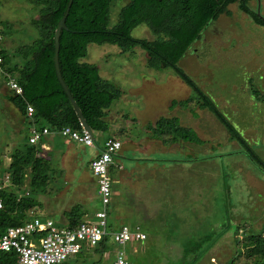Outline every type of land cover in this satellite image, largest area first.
<instances>
[{"label": "rangeland", "instance_id": "rangeland-1", "mask_svg": "<svg viewBox=\"0 0 264 264\" xmlns=\"http://www.w3.org/2000/svg\"><path fill=\"white\" fill-rule=\"evenodd\" d=\"M228 10L227 15L223 13L208 24L178 66L244 142L231 139L223 123L202 108L195 86L180 79L170 67L158 62L151 65L140 47L120 51L112 44L91 43L82 59L95 64L99 75L119 91L107 108L109 129L94 132L96 138L111 136L122 125L118 152L134 159L152 158L135 161L142 167L135 169L134 161H123V170L134 176L131 180L125 176L124 182L137 180V184L122 189L118 181L121 196L113 197L107 210L109 223L131 226L139 221L148 231L145 250L138 251L134 259L139 264H222L238 253L237 261L242 264L248 261L241 246L243 235L256 233L255 226L264 225V172L243 153L249 147L264 162V26L252 23L234 5ZM259 13L264 15L263 3ZM36 16L31 0H0V26L5 31L4 21L10 23L0 49L10 52L31 40L35 32L30 20ZM130 35L153 37L145 24L134 27ZM5 80L0 71V83ZM161 117H169L173 125L181 127L177 140L152 124ZM188 137L194 139L188 141ZM10 138L12 133L0 113V153L12 146ZM23 142L24 134L18 135L17 143ZM77 146L73 145L74 149L82 151ZM61 174L58 171L53 180L49 178L48 193L32 192L34 197L40 196L43 209L36 215L55 223L59 221L60 199H69L71 187L56 198L62 191ZM118 174L113 172L114 182ZM132 193L138 196L133 198ZM99 207L98 199L93 200L92 214ZM189 240L199 246L192 247ZM185 246L190 252L182 254Z\"/></svg>", "mask_w": 264, "mask_h": 264}, {"label": "trees", "instance_id": "trees-1", "mask_svg": "<svg viewBox=\"0 0 264 264\" xmlns=\"http://www.w3.org/2000/svg\"><path fill=\"white\" fill-rule=\"evenodd\" d=\"M251 1L257 0H123L122 3L118 0H72L64 21L67 29H60L58 35L57 65L60 77L86 125L92 132L108 131L109 125L105 120L107 108L119 97V91L99 75L98 67L82 60L86 56L88 44H112L120 51L138 46L145 52V57L151 65L158 62L161 67L172 68L180 79L193 87L195 86L193 81L178 66L180 58L192 47L194 41L200 39L208 24L216 20L219 15L229 13L228 6L234 5L256 24H264L255 5H250ZM66 3L67 0H31V7L37 13V16L30 20L35 34L30 36L31 40L28 42L11 48L10 52L0 49L1 69L6 71L7 75L14 77L21 87L20 94L9 92L7 99L22 115L26 105H30L33 108L32 120L55 134H58L59 129L64 126L74 130L80 129V121L56 78L53 64L54 29L65 10ZM4 23L5 31L0 26L2 39L10 26L9 22L4 21ZM139 24L146 25L152 33V39L134 38L130 35L131 30ZM194 89L201 98L202 108L211 111L223 123L231 139L244 142L238 133L232 130L231 124L217 112L211 100L196 86ZM169 120L172 119L161 117L152 124L177 140L180 137L177 132L181 127L173 125L174 121ZM26 124L28 126V121ZM183 128L184 131L189 129V127ZM182 139L186 140L183 137ZM188 139L191 141L194 138L188 137ZM118 153L117 151L115 157L117 165L120 163L121 155ZM243 153L255 161L256 167L264 172L263 160L259 159L251 148H245ZM114 171L115 167L110 166L112 191L115 190ZM5 177L9 184L0 188L2 201L0 234L7 227L20 225L26 221L29 218L28 211H32L30 217L37 216L36 208L41 207L40 201L38 197L32 195V192L44 194L48 191L46 183L50 178V162L40 155L38 145L29 144L24 135L22 144L16 143L9 151L0 153V183ZM25 186L27 194H25ZM91 196L88 190L81 193V197ZM84 211L78 200L64 209L62 212L66 221L64 227L74 228L82 221L86 212ZM132 224L135 225L134 222ZM113 225L108 222L109 231L116 229ZM56 226L61 227L57 224ZM255 229L256 233H247L241 239V246L248 260L247 263L242 264H264V225H260L259 228L255 226ZM143 241L136 242V252L132 251L130 246L134 243L124 247L126 258L133 264H139L134 259ZM189 242L194 248L199 246L196 241L189 240ZM111 247L115 249L105 235L95 245L84 243L75 256L83 257L84 251L91 250L98 254L99 259H87L82 264H102L101 255ZM190 249L187 246L183 247L182 254L189 253ZM237 255L222 264L238 263ZM0 264H16V254L13 251H1Z\"/></svg>", "mask_w": 264, "mask_h": 264}, {"label": "built area", "instance_id": "built-area-1", "mask_svg": "<svg viewBox=\"0 0 264 264\" xmlns=\"http://www.w3.org/2000/svg\"><path fill=\"white\" fill-rule=\"evenodd\" d=\"M1 39L0 32V41ZM0 71L3 72L1 66ZM5 76L6 90L12 94H20L21 87L15 78L7 74ZM32 112L33 108L26 105L24 117L29 123L27 142L42 146L40 140L50 132L45 126H40L32 120ZM79 126V130L64 126L59 129L58 134L68 141L95 148L94 134L88 132L81 122ZM120 146L121 143L117 138L108 136L103 140L97 153L89 160L88 166L96 182V193L100 206L93 213L94 221H81L74 228L69 229L57 227L47 217L43 219L37 216L30 217L32 211H28L29 218L26 221L20 225L9 226L0 234V252L13 251L16 254V264H62L68 257L78 253L84 243L95 245L107 235L109 241L115 246L109 264H133L126 258L124 247L142 242L146 238L145 233L137 225L128 226L126 224H121L112 231L108 230L107 210L113 195L109 168L113 166L120 169V165L115 163ZM7 184L9 182L5 177L0 183V188Z\"/></svg>", "mask_w": 264, "mask_h": 264}, {"label": "crops", "instance_id": "crops-1", "mask_svg": "<svg viewBox=\"0 0 264 264\" xmlns=\"http://www.w3.org/2000/svg\"><path fill=\"white\" fill-rule=\"evenodd\" d=\"M5 74H7L6 71L4 72V75ZM0 95H2V99L0 102V113L2 115L4 124L8 126V130H10V132L12 133V138H10L11 140L9 141L8 144L13 146V145H16V143H17L18 135H20V134L27 135V129H28V126L26 124L27 120L25 119L24 115L20 114L19 111L13 106V104L7 99L10 94L6 90L4 82L2 84L0 83ZM122 128H123L122 125H118L116 130H114V132L111 136L117 138L119 136L118 134L121 132ZM106 137H108V136H105L103 138L100 136L98 138H96V136H95V138H94L95 143H96L95 148L88 147L87 149L84 148L87 146H83V145L78 144V143L75 144L74 142L68 141V140L64 139L63 137H61L59 134H55V133H50V134L45 135L40 140V144H42V146H40L39 144H36L40 148V155L43 156L44 158H47L50 162V179L51 180L54 179V175L56 172H58V171L62 172V174L60 175L61 179H62V184L60 185V187H62V191L60 193H56L57 194L56 198L60 199V197H58V196L64 192V189H66L69 185H71L70 193H69V199L68 198H67V200L60 199L62 201V203L60 204L61 205V207H60L61 211L59 212V221H57L59 223V224H57L58 226L64 227V223L66 222L65 217L62 214V212L64 210L63 205L65 204V206H66L65 208H67L69 205L73 204L77 200L80 202L82 209H84L86 211V212L84 211L85 213L83 214L82 221L91 222V221L95 220V218L92 214L93 211L91 210V204H92L93 200L98 199V197H97V193H96V182H95L94 177L91 175V173L89 171L88 163H89L90 158H92V156L100 148L103 140ZM261 138H264V136H261ZM73 145H78L77 147L81 148L82 151H80V152L77 151L76 149H74ZM119 158H120L119 165H121V168L120 169L115 168V171H119V174L115 177V179L117 178V181H115V182L113 181L115 190H113L112 198L121 196L119 193V190L117 189V186H116V183H118V181L120 182V186L122 189L125 188V186L128 188H132L133 186L135 187V184H137V182H136L137 180L136 181L134 180V182L130 181L134 176L130 175L127 171L123 170L124 169V167H123V161L124 160L134 161V163H135V161H138V163H139V162H143L144 160L145 161L152 160V158H147V157H141L144 159H140V158L136 157L137 159L136 158L134 159L133 156H131L130 154H124V153L121 154L119 156ZM183 161L184 160H177L176 162L182 163ZM136 166L138 168H142V167H140V164L138 165L137 163H135L132 166V168L135 169V168H137ZM125 176L129 177L130 183L128 182V184H127L126 182H124L123 179L125 178ZM46 185L48 186V184H46ZM87 190L90 191L92 196L90 198L81 197V193L86 192ZM135 196H138V194L132 193L131 197L134 198ZM39 200H40V198H39ZM120 206H121V204H120ZM40 208L41 207L36 208V211H39V210L42 211L43 210ZM49 210H50V208L48 209V211ZM134 223H135V225H138L140 227V229L145 233L146 239H148L149 233L147 230H145L144 225L141 222H139V223L134 222ZM121 224H125V223H121ZM121 224L113 225V226L117 229ZM132 225H134V224H131V226ZM145 242L139 246V251L144 252ZM136 245L137 244H135V243H134V245H130L131 248H132V246L134 247V250H132L134 252H136V248H137ZM142 245H143V247H142ZM113 251H114V249H113V247H111V249H109L105 253L103 252V254L101 255V261L100 262L102 264H109L110 259L112 258ZM75 255L70 256L62 264H82L83 261L87 260V259H91V260H98L99 259L98 254L93 253L91 250L84 251L83 257H77ZM212 263L215 264L216 262L212 261Z\"/></svg>", "mask_w": 264, "mask_h": 264}, {"label": "water", "instance_id": "water-1", "mask_svg": "<svg viewBox=\"0 0 264 264\" xmlns=\"http://www.w3.org/2000/svg\"><path fill=\"white\" fill-rule=\"evenodd\" d=\"M71 2L72 0H67V3H66V7H65V10L62 14V16L59 18L57 24H56V27L54 29V34H53V43H54V51H53V64H54V69H55V75H56V78L57 80L59 81L63 91L65 92L74 112L76 113L77 115V118L78 120L81 122V124L83 125V127L91 133V130L90 128L86 125L78 107L76 106L75 102L73 101L72 97L70 96L65 84L63 83L61 77H60V74H59V70H58V65H57V51H58V35H59V31L60 29H67L66 26H65V18L67 16V13H68V10H69V7L71 5Z\"/></svg>", "mask_w": 264, "mask_h": 264}, {"label": "flooded vegetation", "instance_id": "flooded-vegetation-1", "mask_svg": "<svg viewBox=\"0 0 264 264\" xmlns=\"http://www.w3.org/2000/svg\"><path fill=\"white\" fill-rule=\"evenodd\" d=\"M264 4V0H257V1H251V3H250V5H255V8L257 9V12H258V15L262 18V20L264 21V15H261L260 13H259V8H260V6H261V4ZM249 17V16H248ZM250 18V17H249ZM250 20H251V22L252 23H254L253 21H252V19L250 18ZM254 24H256V23H254ZM256 25H258V26H260L259 24H256ZM261 26H264V24H261ZM193 49V48H192ZM195 50V49H194ZM194 50H192V53L194 54L195 52H193Z\"/></svg>", "mask_w": 264, "mask_h": 264}, {"label": "clouds", "instance_id": "clouds-1", "mask_svg": "<svg viewBox=\"0 0 264 264\" xmlns=\"http://www.w3.org/2000/svg\"><path fill=\"white\" fill-rule=\"evenodd\" d=\"M260 26H261V25H260ZM91 132H92V131H91ZM92 134H94V133L92 132ZM94 137H95V135H94ZM96 153H97V151H96ZM96 153H95V154H96ZM95 154H94V155H95ZM94 155H93V156H94ZM93 156H92V157H93ZM90 159H91V158H90ZM88 164H89V163H88ZM111 198H112V197H111ZM45 218H46V217H45ZM47 218H48V217H47ZM139 228H140V227H139ZM141 231H142V230H141ZM135 244H136V243H135Z\"/></svg>", "mask_w": 264, "mask_h": 264}]
</instances>
